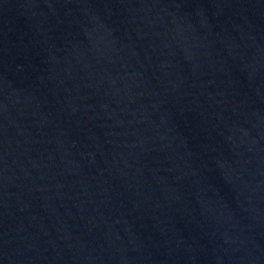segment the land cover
Listing matches in <instances>:
<instances>
[{"label": "water", "instance_id": "1", "mask_svg": "<svg viewBox=\"0 0 264 264\" xmlns=\"http://www.w3.org/2000/svg\"><path fill=\"white\" fill-rule=\"evenodd\" d=\"M0 264H264V86L0 213Z\"/></svg>", "mask_w": 264, "mask_h": 264}]
</instances>
